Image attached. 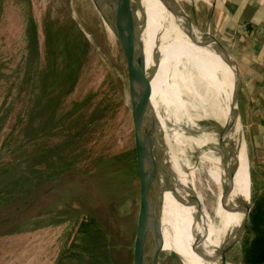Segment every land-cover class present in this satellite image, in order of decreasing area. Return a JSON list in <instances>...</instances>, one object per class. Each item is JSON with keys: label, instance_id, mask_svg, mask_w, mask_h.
I'll list each match as a JSON object with an SVG mask.
<instances>
[{"label": "rangeland", "instance_id": "1", "mask_svg": "<svg viewBox=\"0 0 264 264\" xmlns=\"http://www.w3.org/2000/svg\"><path fill=\"white\" fill-rule=\"evenodd\" d=\"M47 23L61 30L49 44ZM72 24L89 42V50L69 87L64 74L56 73L69 68L59 63V56L69 52L63 33ZM33 32L36 49L31 46ZM51 59L58 64L50 68L49 91L42 92L40 75ZM194 68L199 74V65ZM203 87L218 102L209 77ZM201 107L191 109L195 125L181 122L176 128L188 135L184 142L174 139L171 129L169 144L164 143L166 150L191 162L204 148L216 151L211 141L204 147L191 143L190 135L219 134L213 117L196 115ZM241 139L242 124L237 141H230L229 155ZM246 151L251 207V196L264 194V185L261 190L255 185ZM174 165L172 160L167 167ZM167 174L164 167L157 172L164 185ZM245 176L240 170L241 189ZM183 178L189 189L191 175ZM183 180L175 177L172 187L165 188L169 210L166 218L159 211V264L197 261L201 237L181 228L188 204ZM213 198L204 192L210 212ZM138 206L126 61L93 1L0 0V264H133ZM235 219L230 211L229 225ZM243 234L227 252L228 264H243ZM149 251L147 246L146 256Z\"/></svg>", "mask_w": 264, "mask_h": 264}, {"label": "bare ground", "instance_id": "2", "mask_svg": "<svg viewBox=\"0 0 264 264\" xmlns=\"http://www.w3.org/2000/svg\"><path fill=\"white\" fill-rule=\"evenodd\" d=\"M131 6L134 21L142 25L139 37L147 68L152 70L148 94L157 115L159 134L165 131L160 135L162 143L169 144L171 129L174 130L172 137L184 142L188 135L176 128L181 122L189 126L195 125V118L190 112L201 106V114H196L197 116H211L219 128L227 126L231 120L234 94L232 67L212 44H202L195 30L189 33L185 18L173 11L170 3L167 5L163 0H131ZM195 65H199V74L195 71ZM207 77L218 102L212 98L209 90H204ZM206 103L210 111L204 106ZM240 128L241 122L236 118L232 129L222 137L223 147L230 149V141L232 138L237 141ZM190 136L191 143L199 147H204L206 142L211 141L215 144L216 151L204 148L196 160L191 162L168 149L164 159L158 160L157 172L160 173L164 167L172 170L174 176L181 177L182 180L185 174L191 175L189 189L182 181L188 204L182 213L181 228L184 232L201 237L196 264H218L219 249L234 235L243 220V205L250 201L251 180L246 146L244 139L238 141V146L229 155L224 169L217 148L218 137ZM172 160L175 165L168 168L167 164L172 163ZM240 170L246 175L244 189L238 186ZM228 174L234 175L232 188ZM162 178L164 179L163 176ZM163 182L161 179L158 183L156 195L160 199L159 211L166 218L165 214L169 210L166 189H159L164 186ZM208 191L214 195L212 212L204 203V192ZM230 211L236 213V219L229 225ZM148 247L151 252V237Z\"/></svg>", "mask_w": 264, "mask_h": 264}, {"label": "water", "instance_id": "3", "mask_svg": "<svg viewBox=\"0 0 264 264\" xmlns=\"http://www.w3.org/2000/svg\"><path fill=\"white\" fill-rule=\"evenodd\" d=\"M102 21L118 41L126 61L128 101L133 125V140L136 171L139 182V206L136 222V233L133 242V264H159L162 252V233L159 218L160 199L156 195L158 189L157 163L164 159L166 149L161 141L157 115L151 105L148 87L152 70L147 68L143 45L139 30L142 25L133 19L134 10L131 0H92ZM172 5L173 11L180 13L186 21L189 33L194 30L202 44L213 45L233 69L234 94L231 105V120L227 126L219 129L217 148L221 155L223 168L227 167L229 150L223 147L222 137L233 127L239 118L238 98L242 87L241 74L236 60L226 46L208 30H199L192 22L177 0H163ZM176 8V9H175ZM160 154V155H159ZM167 169V168H166ZM166 185L159 188L172 187L175 178L172 170L167 169ZM233 174H228L230 188L233 187ZM244 216L241 225L234 235L219 249L218 264H228L226 254L242 236L250 211L249 202L243 205ZM152 238L151 253L146 256L148 240Z\"/></svg>", "mask_w": 264, "mask_h": 264}, {"label": "crops", "instance_id": "4", "mask_svg": "<svg viewBox=\"0 0 264 264\" xmlns=\"http://www.w3.org/2000/svg\"><path fill=\"white\" fill-rule=\"evenodd\" d=\"M177 1L193 24L223 42L237 62L242 80L239 118L256 175L255 185L261 190L264 185V0Z\"/></svg>", "mask_w": 264, "mask_h": 264}, {"label": "trees", "instance_id": "5", "mask_svg": "<svg viewBox=\"0 0 264 264\" xmlns=\"http://www.w3.org/2000/svg\"><path fill=\"white\" fill-rule=\"evenodd\" d=\"M46 26L47 28L45 29V36L49 44L56 34L61 33V30H53L52 24L49 23H47ZM34 32L32 38H30L31 46L33 49H36L37 39L34 35ZM65 34L69 38V52L68 54L64 55V58L61 55L59 56V58L62 57L59 63L69 68L62 69L66 70V72L60 71L56 74L57 77L58 75L64 74L62 77L69 82V87H71L76 79L78 70L82 65V58L89 50V42L75 24L68 26L67 29L64 30L63 38ZM56 62V60L51 59L45 64V69L42 75H40V81L42 82V92L47 91L51 86L50 68L52 65L58 64V62ZM251 199L252 205L250 207L247 224L243 234L244 246L242 251V262L243 264H264V194H253Z\"/></svg>", "mask_w": 264, "mask_h": 264}]
</instances>
